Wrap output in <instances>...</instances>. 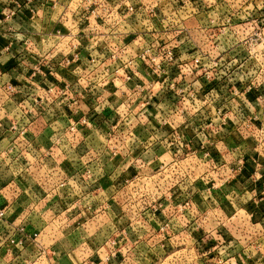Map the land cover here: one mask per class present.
<instances>
[{
	"label": "rangeland",
	"instance_id": "1",
	"mask_svg": "<svg viewBox=\"0 0 264 264\" xmlns=\"http://www.w3.org/2000/svg\"><path fill=\"white\" fill-rule=\"evenodd\" d=\"M10 4L18 12L0 11L4 12L0 16V28L9 31L16 22L41 28L50 26L53 31L50 39L57 42L53 43L54 52L45 56L51 60H64L62 72L65 77L59 81L39 79L41 64L29 65L26 61L42 50L43 41L39 36L38 39L22 37V46L15 49L16 52L14 48L11 51L20 63L25 61L28 65L30 70L26 78L30 82H7L2 86V99L4 104L16 101L21 109V120L29 118L35 123L29 128L20 127L16 122L0 136L5 137L11 131L15 138H37L50 130V136L75 146L76 138L94 136L106 125L108 130L105 128L107 132L104 133L108 140L121 137L120 144H112L110 151L117 153L120 148L129 153L130 166L141 171L145 168L144 152L149 144L123 146L122 143L127 138L129 142H136V138L142 142L146 136L151 142L163 127L164 150L172 154V158L162 160L163 168L190 171V176L195 178L197 206L188 209L182 205L178 209L181 224H185L178 230L173 243L158 236L159 212L153 209L147 217L151 226L148 233L151 234L140 240L139 235L145 231L143 218L129 219L133 222L130 228L127 223L120 233L101 246L110 255V262L104 264H190L200 259V255L206 254L207 257L210 252L208 257H214L216 261L225 260L229 253L228 258L235 259L238 264H264V209L257 206L260 212L252 217L248 208L243 207L252 203L246 192L244 197L218 199L214 193L201 194L198 191L202 192L209 184L218 186L221 171L236 172L247 168L264 173V0H10ZM5 6L11 8L8 1ZM9 41L14 45L17 38L11 37ZM31 43H34V51L29 48ZM5 47L10 51L12 45ZM123 58L134 63L127 79L142 69L152 80L147 85H136V97L124 100L121 97L118 98L120 102L112 103L116 98L107 91L98 94L97 89L107 88L103 80L93 82L92 78H98L100 74L108 76L112 68L108 60ZM220 76L229 79H219ZM246 76H249L248 81L241 82ZM27 82L30 90L25 88ZM79 86L88 90L86 96L90 99L73 95ZM156 88L160 89L157 94ZM247 88L250 92L256 90L255 94L259 91V100L256 95L247 100L239 93ZM20 89L21 93L36 92L32 96L16 98ZM139 90H144L142 92L147 96L142 97ZM52 94L64 96L65 111L52 114L44 109V101H48ZM228 101L234 109L244 101L247 109L233 113L223 110L220 114L208 111L229 104ZM102 104L113 111L100 112ZM147 106L164 111L162 124L157 130L152 127L126 129L125 126H132L136 121L142 123L146 113L143 114L145 117L142 116L144 110L140 108ZM5 113L8 114L6 109ZM52 119L50 126L59 122L61 127L50 128ZM216 122L222 124L216 126ZM220 132L227 138L222 144L218 141ZM41 153L38 164H35L38 168L48 165L49 157L46 152ZM55 163L58 162L54 159L52 164ZM87 170L90 174L91 170ZM186 183L180 178L181 188ZM180 193L176 195L183 199L181 202L190 199L186 194L182 195V191ZM83 197L89 199L86 195ZM124 200L137 205L145 200L152 201L135 186L132 194H124ZM235 200L243 206L229 210L222 208ZM201 201L207 208L200 207ZM131 211H121L122 217L127 218ZM188 213L190 218L194 213L195 224L187 225ZM136 214L133 212L131 217ZM191 232L195 233L196 241L187 243L185 235ZM169 234L171 230H167L164 236H173ZM163 249H179V252L170 257ZM206 257H202L203 260L209 261L210 258Z\"/></svg>",
	"mask_w": 264,
	"mask_h": 264
},
{
	"label": "crops",
	"instance_id": "2",
	"mask_svg": "<svg viewBox=\"0 0 264 264\" xmlns=\"http://www.w3.org/2000/svg\"><path fill=\"white\" fill-rule=\"evenodd\" d=\"M6 1H8L10 9L8 6L4 7ZM2 10H12L10 0H0V11ZM2 13L4 12H0V16ZM60 29L62 30V28ZM52 32L50 26L41 28L21 25L17 22L12 25L9 31H3L0 28V133L5 129H10L16 122L20 127L29 128L35 123V120L31 122L29 118L21 120V109L16 105V101H6L4 104L2 99L4 84L10 81L17 83V80L19 82L29 81L26 78V74L30 70L28 65L26 66L25 61L20 63V59L17 60L14 51H11L13 48L15 50L22 46L24 41L22 37L38 39L37 36H39V39L43 41L41 42L42 50L34 53L26 61L29 65L34 62L41 64L42 74L37 76L39 79L59 81L65 77L62 72L64 60L60 58L51 60L50 57L45 56L47 53L50 55L51 51L54 52L53 43L57 42V40L50 39ZM11 37L17 38V41H14L15 46L9 41ZM7 44L12 45L10 51L5 47ZM33 44L29 45L31 51L35 50ZM133 64L128 58L108 60V65L112 66L108 76L100 74L97 75L98 78H92L93 82L103 80L104 85L107 86L101 90L97 89L98 94L107 91L111 97L116 98L111 101L112 103L120 102L121 100L118 98L121 97L122 100L126 97L130 98V96L136 97V85H147L151 78L141 69L140 72L133 74L130 80L127 79L126 76L132 71ZM220 78L225 79L224 76H220ZM29 82L25 85L27 90H30ZM96 84L99 85L98 82ZM159 90L156 88L155 94ZM142 91L144 90H139L138 93L142 97H146L147 93ZM34 92L36 90L21 93L20 89L16 98L32 96ZM87 92V89L79 86L73 95L88 100L90 98L86 96ZM65 103L63 95L52 94L48 101H44L43 107L49 113L57 114V112L61 113L66 110ZM5 109L8 114L5 113ZM140 109L144 110L143 113H140L144 117L143 114L146 113V118L141 120V124H139L140 121H136L132 126H125V128L138 130L152 127L157 130V127L162 124L164 111L154 106ZM222 109L225 112H235L232 103L223 105ZM112 111L105 104L100 106V112L109 113ZM53 119L49 122V127L54 129L61 127L59 122L50 126ZM150 124L153 126H149ZM215 124L218 126L222 123L216 122ZM46 126L45 128L48 129L49 127ZM220 127L222 129V125ZM101 128V131H97L94 136L76 138L75 146L71 142L66 140L60 142L50 136V130L44 131L37 138H15L11 131H8L5 137L0 136V210H5V218L0 219V264H104L102 259L106 253L101 246L120 233L127 223L130 228L133 222L129 219L143 218L142 226L145 231L139 235L140 240L146 239L151 234L148 233L151 226H149L147 217L153 209L159 212L157 224L166 221L171 223L169 231L171 230L172 237H165L166 234L162 236L156 228L158 236H161L160 239L173 243V240L178 237L177 232L185 222L181 224L182 217L178 215L177 210L183 199L178 198L176 194L180 191H182V195L186 194L187 199L190 198L188 201L191 204L187 208L195 209L197 206L195 201L196 182L195 178L190 176V171L180 172L163 168L162 160L167 157L172 158L171 152L164 150L163 145L166 140L165 136H162L164 128H160L159 134H156L151 142H149L148 136L144 137L143 143L138 138H136V142H129L127 137V140L123 141V146L149 144L150 147L146 146L144 152L145 163L143 165L145 168H142L141 171L133 170L130 166L129 153L121 151L120 148L117 153L110 151L112 144H120L121 137L108 140L104 133L107 132L106 125ZM106 129L108 130V128ZM221 134L220 132L219 144L225 143L227 140ZM41 152H46L45 155L49 157L47 158L49 167L48 165L42 167L40 165V168L35 166L36 163L38 164L39 157L42 156ZM89 157L90 159H88ZM54 159L60 164L59 167L52 164ZM89 161L92 163L86 165ZM36 168L39 170L36 171ZM88 168L91 170L90 174ZM218 175L222 177L218 186L209 184L204 186L202 192L198 190L199 193H214L218 199H221L244 197L246 192L252 199L250 206H243L235 200L236 202H228L222 208L229 210L242 206L247 207L252 217L257 216V213L260 212L259 207L264 209V196H262L264 173L260 174L244 168L236 172L221 171ZM180 178L187 182L182 188ZM228 178L229 181H225ZM64 180L67 182V187H72L66 192L58 187L59 182ZM133 186L152 201L145 200L143 204L138 205L135 202H126L124 194L128 192L132 194ZM199 187H203V185H199ZM83 195L89 199L86 200ZM204 203L201 201L202 206L200 207L207 208ZM131 209L134 210L131 211ZM121 211L123 213L131 212L127 214V218H123ZM133 212L137 214L131 217ZM225 214L227 217V213ZM25 217L26 219H24ZM186 219L187 225L195 224L194 213L191 218L188 213ZM130 230L132 231V227ZM34 233L39 234L36 241L33 239ZM12 236L22 244H11L8 238ZM185 236L187 243L196 241L194 232ZM163 250L170 257L179 252V249Z\"/></svg>",
	"mask_w": 264,
	"mask_h": 264
},
{
	"label": "built area",
	"instance_id": "3",
	"mask_svg": "<svg viewBox=\"0 0 264 264\" xmlns=\"http://www.w3.org/2000/svg\"><path fill=\"white\" fill-rule=\"evenodd\" d=\"M12 1H16V0H12ZM11 11H16L17 12V8L15 6H12V10ZM225 79L227 80L229 78L228 77H225ZM248 79H249V76H246V78L243 77L242 80H240V81L241 82L248 81ZM253 84L254 83H252L251 85H253ZM255 91L256 90H252V92H250V89L247 88L246 90H243V91L241 90V92H239V93H241V95H243L244 98H246L247 100H249L248 97H250L252 95H256L257 100H259V97L258 96H260V92L257 91L256 94H255ZM252 107H254V106H252ZM245 109H247V104H245V102L243 101L242 104L237 105L234 110H236L235 112H237V111H245ZM223 110L224 109H222V107H218V108L217 107H214V108L212 107L208 111H217V113L220 114V112H223ZM212 124H213V120L210 121V125H212ZM56 165L58 166L59 163H57ZM58 187L61 188V189H63L64 192H66V191H68L69 189L72 188L71 186L67 187V182L65 180L64 181H60L59 184H58ZM182 205L189 206L190 203H189V201H186L185 203H182V202L179 203V207L177 208V210L180 209V208H182L183 207ZM4 218H5V210H0V219H4ZM170 227H171V223L169 221H166L164 223H159L158 224V228H157L159 230L158 233L162 234V236H163L164 234H166V231L170 229ZM23 229H21V230H23ZM38 235H39L38 233H34L33 234V239L35 241H36ZM8 241L11 244H22V242L18 241L14 236L9 237L8 238ZM209 254H207V257H206V254L200 255V259L197 258L195 261L191 262L190 264H238L235 259L228 258V256H225V258H226L225 260H223L221 258L218 261H216V260H214L215 259L214 257L213 258L208 257ZM202 257L210 258V260L209 261L208 260H203ZM222 257H224V256H222ZM102 260H103V262H105V261H107V263L110 262V255H109V253L105 254V256L103 257Z\"/></svg>",
	"mask_w": 264,
	"mask_h": 264
}]
</instances>
